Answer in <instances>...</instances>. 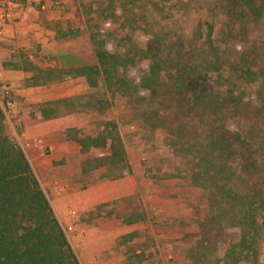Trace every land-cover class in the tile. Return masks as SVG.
Wrapping results in <instances>:
<instances>
[{
    "label": "rangeland",
    "instance_id": "rangeland-1",
    "mask_svg": "<svg viewBox=\"0 0 264 264\" xmlns=\"http://www.w3.org/2000/svg\"><path fill=\"white\" fill-rule=\"evenodd\" d=\"M184 1L0 0V103L6 131L32 158L82 264L190 263L189 251L209 213L208 191L193 182L184 159L171 153L168 141L172 121H181L196 134L191 124L202 132V116H186L170 101L144 99L143 89L131 100L122 99L103 81L89 86L71 72L97 63L98 37L121 47L127 46L122 39L140 44L156 34L166 45L164 55L199 57L203 47L194 26L202 18L196 5L189 8ZM216 22L219 28L220 16ZM257 59L264 67V45ZM130 74L135 84L140 82V69ZM33 75L40 76L38 83ZM260 90L264 92V85ZM241 116L235 119L243 121ZM106 120L118 124L130 174L113 176L111 166L95 167L90 161L103 152L82 150L79 144ZM256 123L258 142L264 120ZM263 147L252 150L259 155ZM31 149H36L34 157ZM244 183L264 191V167L243 178ZM227 231L238 234L236 229ZM259 258L264 264V241Z\"/></svg>",
    "mask_w": 264,
    "mask_h": 264
},
{
    "label": "trees",
    "instance_id": "trees-1",
    "mask_svg": "<svg viewBox=\"0 0 264 264\" xmlns=\"http://www.w3.org/2000/svg\"><path fill=\"white\" fill-rule=\"evenodd\" d=\"M184 3L196 5L202 18L194 26L203 47L199 57L164 55L166 45L156 34L140 44L122 39L127 46L121 47L98 37L97 63L71 72L89 86L103 81L122 99L131 100L143 89L144 99L170 101L186 116H202V132L191 124L196 134L181 121H172L168 141L171 153L184 159L193 182L208 191L209 213L189 251V264H260L264 191L241 181L264 167V132L262 142L254 140L256 122L264 120V67L257 59L264 45V0ZM134 68L142 73L137 84L130 74ZM39 77L33 75L37 83ZM238 115L245 119L236 120ZM5 117L0 103V264H82L26 152L7 133ZM79 144L82 150L103 152L90 161L95 167L109 165L113 176L132 172L115 121H104L95 135L80 138ZM256 145L263 147L259 155L252 150ZM228 229H236L237 236Z\"/></svg>",
    "mask_w": 264,
    "mask_h": 264
},
{
    "label": "crops",
    "instance_id": "crops-1",
    "mask_svg": "<svg viewBox=\"0 0 264 264\" xmlns=\"http://www.w3.org/2000/svg\"><path fill=\"white\" fill-rule=\"evenodd\" d=\"M16 5V4H15ZM18 5V4H17ZM16 15H20L19 14V12H16ZM0 20L2 21L3 19H2V15H1V12H0ZM30 154H31V156L32 157H34L35 155H36V149H31L30 150ZM29 159H30V161H31V163H32V158H30V156H29ZM33 164V163H32ZM33 168H34V166H33ZM53 206V205H52ZM55 210V209H54ZM58 216V215H57ZM59 218V217H58Z\"/></svg>",
    "mask_w": 264,
    "mask_h": 264
},
{
    "label": "built area",
    "instance_id": "built-area-1",
    "mask_svg": "<svg viewBox=\"0 0 264 264\" xmlns=\"http://www.w3.org/2000/svg\"><path fill=\"white\" fill-rule=\"evenodd\" d=\"M1 27H2V24L0 23V30H1ZM35 145H39L40 144V140L38 141L36 138H35Z\"/></svg>",
    "mask_w": 264,
    "mask_h": 264
}]
</instances>
